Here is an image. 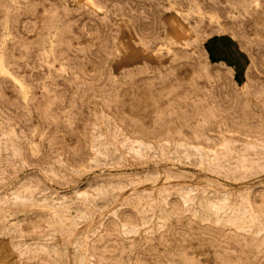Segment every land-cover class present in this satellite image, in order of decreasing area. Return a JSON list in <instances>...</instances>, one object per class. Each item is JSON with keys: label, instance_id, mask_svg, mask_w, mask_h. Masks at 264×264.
<instances>
[{"label": "rangeland", "instance_id": "obj_1", "mask_svg": "<svg viewBox=\"0 0 264 264\" xmlns=\"http://www.w3.org/2000/svg\"><path fill=\"white\" fill-rule=\"evenodd\" d=\"M0 62V264H264V0H0Z\"/></svg>", "mask_w": 264, "mask_h": 264}, {"label": "bare ground", "instance_id": "obj_2", "mask_svg": "<svg viewBox=\"0 0 264 264\" xmlns=\"http://www.w3.org/2000/svg\"><path fill=\"white\" fill-rule=\"evenodd\" d=\"M115 19V18H114ZM173 25H176L175 22H173ZM0 70L2 72H5V68H4V65L2 64V62H0ZM35 136V135H34ZM244 171V170H243ZM252 171V170H251ZM244 174V173H243ZM248 175V174H247ZM240 176V175H239ZM246 176V174H245ZM246 195V194H245ZM32 196H34V194H32ZM192 197V196H191ZM247 199V197H246ZM33 200V199H31ZM112 200V197L110 196H106L104 197L102 200L96 202V208L97 209H101L102 207H104L108 202H111ZM245 200V199H244ZM194 201V199L192 200ZM140 203V202H139ZM211 203V202H210ZM215 203V202H214ZM217 203V202H216ZM248 204V203H247ZM44 206L47 207V206H52V205H49L47 203V200H45V203H44ZM206 206V205H205ZM211 206V205H210ZM224 206V205H223ZM248 206V205H247ZM53 207V206H52ZM11 209V215L12 216H18L19 214H21L22 212H25L27 213V211L25 210H22V205H19V204H14L12 206L9 207ZM212 209V208H211ZM235 209V208H234ZM30 214L31 217H34L36 216L37 214L34 212V211H28ZM208 212V211H207ZM236 212V211H235ZM213 213V212H211ZM242 213V212H241ZM253 213V212H252ZM214 214V213H213ZM254 214V213H253ZM243 215V213H242ZM207 216V215H206ZM252 216V215H251ZM221 217V216H220ZM229 218V217H228ZM240 218V217H239ZM244 218V217H242ZM216 219V217H215ZM45 220H47V222L52 226V228H58L59 226H66L68 227L69 230H71V227L72 225L74 224V220L69 218V217H64L63 213L59 212V211H53L50 216H47V218H45ZM250 220V219H249ZM238 222V220H237ZM218 223V222H217ZM13 224V223H12ZM226 224V223H225ZM11 233H9L12 238L9 246L7 248V250H9V252H11L12 254H16L17 257L19 255H22L23 251L22 249H20L21 247V242L19 240H16V241H13V238H16L18 239L17 237V232L15 230V228H12L11 230ZM250 231V230H249ZM258 232V231H257ZM261 234V233H260ZM258 235V234H257ZM55 242V241H54ZM57 242V241H56ZM60 242V241H59ZM38 245H42V243H38ZM27 246V245H26ZM44 249L47 250V251H52L54 252L55 254H59V258L61 259L62 261V264H67V260H66V257L64 256L63 254V250L61 249V247L59 248V250L57 251L55 248H52L51 246L49 245H46L44 244L43 245ZM84 245L79 243L76 247V256H75V259H74V264H86V257H85V254H84ZM16 257V258H17Z\"/></svg>", "mask_w": 264, "mask_h": 264}]
</instances>
